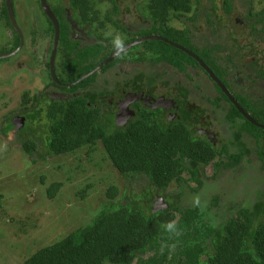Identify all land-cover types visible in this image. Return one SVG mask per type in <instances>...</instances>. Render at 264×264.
<instances>
[{
	"label": "trees",
	"instance_id": "trees-1",
	"mask_svg": "<svg viewBox=\"0 0 264 264\" xmlns=\"http://www.w3.org/2000/svg\"><path fill=\"white\" fill-rule=\"evenodd\" d=\"M52 1L56 2L62 19L65 9L80 11L88 28H93L94 20H98V2L109 1L114 11L122 10L121 0ZM242 1L138 0L137 6L144 5L148 14L146 19L153 32H160L169 42L189 50L202 60L209 57L210 49L205 46L202 49L189 47L185 33L167 28L166 23L188 16L187 21L193 27L201 24L221 28L227 35L226 41L239 48L242 65L247 64L251 68V82L264 83V64L257 59L260 47L264 52V10L254 13L242 9ZM233 14L237 15V19ZM92 16L94 20L91 21ZM0 20L6 21L15 37L12 47L0 49V56H3L16 51L21 38L10 21L6 4L1 8ZM50 31H46L43 37L46 48L49 46V54L54 28L51 38ZM6 38L4 35L0 40ZM78 47L71 42L68 23H60L57 59L64 75L60 76L55 69L52 70L49 60L46 71L54 83L67 85L64 88L60 86V89L68 91L69 97L51 98L47 93L32 99L29 91H25L21 111L7 118L3 131L5 135L15 132L22 149L29 156H34L40 146L42 154L38 155L35 163L48 157L75 154L78 150L93 148L101 143L114 168L124 177L146 178L147 185L136 201L109 205L96 213L90 223L38 249L22 264H264V129L247 120L233 104L225 118L233 134L229 142L227 140L220 148L213 147L192 130L193 123L199 121V115L186 109L185 113H181L182 122L168 124L159 119V112L150 111L125 128L115 127L112 115L106 117L100 108L96 109L93 96L89 98L76 94L95 82L97 75L69 87L98 66V63L90 64L80 70L82 60L91 59L94 56L92 51L95 58L104 51L99 44L94 46L95 50L94 47L85 50ZM147 47L154 55L152 63L168 64L184 75H188V64L198 67L192 57L167 42L155 40ZM24 52L22 50L15 57ZM107 58L108 55H105L99 63ZM0 61L8 62L9 59ZM139 62L145 61L141 59ZM114 65L113 62L105 66L102 72ZM216 70V74L221 76L222 71L217 67ZM188 77L191 78L190 75ZM236 101L257 124L264 126L263 92L255 90L245 97L238 96ZM17 117L24 119V125L19 130L14 125ZM217 156L222 159L215 162ZM213 162L215 174L210 187L217 188V180L228 175H233L238 180L237 184L250 178L248 196L242 188L208 196L203 201L200 189L208 185L205 167ZM243 165H249L255 174H260L250 176ZM185 174L190 176L189 180L185 179ZM188 182L197 184V187L185 188ZM173 183L181 190L177 195L167 193ZM260 185L263 188L256 190ZM62 188V183L54 182L46 190L47 199L55 200ZM185 190H188L189 196L181 199ZM119 193L117 188H112L107 195L110 200H116ZM128 196H124L126 200ZM159 196L167 203L166 210H154L153 203ZM80 197L84 198V195ZM1 200L0 195V209Z\"/></svg>",
	"mask_w": 264,
	"mask_h": 264
},
{
	"label": "rangeland",
	"instance_id": "rangeland-1",
	"mask_svg": "<svg viewBox=\"0 0 264 264\" xmlns=\"http://www.w3.org/2000/svg\"><path fill=\"white\" fill-rule=\"evenodd\" d=\"M15 1L17 4L15 19L22 33L28 35L37 30L44 31L50 28L46 16L43 15L39 23L35 16L31 17L33 19L30 18L33 15L31 0ZM3 3L4 0H0V10ZM137 3L138 0H121L122 15L120 16L123 18L126 16L130 24L140 26V18L134 17V13L143 12L144 5L137 6ZM107 4L101 7L102 14L113 12L114 6ZM240 4L242 9L252 10L254 13L264 10V0H244ZM126 11L129 13H125ZM144 16L146 17L147 13ZM178 20H171L169 27L175 30L186 29V22ZM95 31L100 30L95 27ZM113 31V27H110V33ZM4 35L7 38L4 41L0 40L1 50L12 47L15 37L6 21L0 20V37ZM44 46L45 41L42 39L34 47L28 46L20 57L8 58V62L0 61V195L2 196L0 264H22L38 249L51 245L90 223L96 213H100L109 205L136 201L147 185L146 178L124 177L114 168L101 143L93 148L78 150L75 154L48 157L45 161L35 163L38 155L42 154L40 146L34 156H29L22 149L15 133L5 135L3 129L8 122L7 118L21 111L22 95L25 91H29L33 97L32 95H41L46 91L54 90V87L50 86L46 66H43L40 59ZM30 59H35V62ZM20 64L24 68L12 74L13 66ZM27 64L32 66L30 70ZM121 69L123 71L122 67ZM131 70V67H124L126 72ZM21 73L23 75L17 80L16 77ZM199 93L200 97L205 98L202 91ZM216 116L219 119L218 123L215 122L217 129L226 136L229 134V126L224 121L226 115L220 110L217 111ZM243 167L250 176L260 174H255V170L249 165ZM214 170L211 166L205 169V178L208 181L205 182L208 185L200 189L203 201H206L208 196L221 195L233 189L243 188L248 196L247 191L251 187L250 178H245L243 183L237 184L235 182L238 180L234 179L233 175H228L217 180V188L210 187ZM235 175L237 177V174ZM184 177L186 180L190 179L188 174ZM54 182L62 183L63 188L55 200H49L46 197V190ZM188 184L185 188L197 187L195 183L188 182ZM112 188H117L120 192L116 200H110L107 195ZM262 188L263 186L260 185L256 190ZM180 191L177 184L173 183L167 193L177 195ZM82 195L84 198L80 197ZM125 195H129L128 200L125 199ZM182 196L181 199L189 196L188 190H185Z\"/></svg>",
	"mask_w": 264,
	"mask_h": 264
},
{
	"label": "flooded vegetation",
	"instance_id": "flooded-vegetation-1",
	"mask_svg": "<svg viewBox=\"0 0 264 264\" xmlns=\"http://www.w3.org/2000/svg\"><path fill=\"white\" fill-rule=\"evenodd\" d=\"M48 2L50 3L49 0ZM12 3L13 10H16V1L12 0ZM107 3L112 4L109 1L98 2L96 4L98 20H94V17L92 16L93 18H91V21L94 20L93 28H88L86 26V20L82 17L80 11L71 12L70 10L65 9L66 14L64 15V19H62L63 17L59 15L60 11L55 13V19L59 27V37L60 23L66 22L70 28L71 42L78 44L79 50H85L89 47H94L97 44L102 46V49L104 50L100 55L98 54L97 58L94 57L95 53L92 51L91 54L94 56L88 61H84L83 59L80 70L90 64L92 65L98 63L99 66L122 48L138 42L131 49L120 54L112 62L106 65L107 67L113 62L115 63V65L106 72H102L104 69L103 68L101 71L93 74L92 76L97 75V80L89 84L87 87H83L77 91L76 94L84 97L88 96L89 98L90 96H93L91 98L94 100L96 109L100 108L101 112H103L106 117L112 115L115 127L118 128L127 127L131 122L139 120L140 117L143 118V116H145L144 114L150 111L159 112V119L165 121L168 124L175 123L176 121L182 122L183 120L181 113H185L184 110L186 109L188 112L195 111L199 115V121H197V123H193V126L191 127L192 130H195V132H197V134L200 135L204 140L209 141L213 147L220 148L221 145L227 140L229 142L233 134L230 123H227L224 119L226 124L229 126V130L227 129L229 134H226V136H223L221 133H219L216 125L219 120L216 116L217 111L221 110L223 113H225V115H227V112L231 110V104L237 108L227 93L232 96L235 101L238 96L245 97L247 94H250L255 90L258 93L263 92L264 94V83L262 81H258L257 83L251 82V79L249 78L252 72L251 68L247 67V64L242 65V61L240 60V50L238 47H235L237 45H232L226 41V39H228L226 38L227 35L223 33L221 28H212L211 26L205 27V25L201 24L198 27L191 26V23L187 21L188 16H186L184 19H180V17L174 18L176 20L179 19L178 21L183 20L186 22L187 26L184 30H175L169 27V22L173 19L166 23L167 28L185 33V38H187L190 43L189 47L194 46L196 48L202 49L205 46L210 49L211 54L209 57L206 56L204 60H202L197 55H194L223 85L227 92L225 93V90H223L220 85L211 77L208 71H206L205 68L201 66L199 61L189 54L192 52L181 46L179 47L186 50L187 52L185 53L192 57L198 66L193 67L191 64L187 65V73L191 78H189L187 74L184 75L178 73L168 64L152 63L151 60L154 55L153 52H151V50L147 47L151 40L146 39L161 38L171 45L174 43L165 39L162 35H160V32L152 31V25L148 24V20L144 16V14H146L145 10L143 12L137 11L134 13V17L140 18V26L132 25L128 22L126 16H124V18L120 16L122 15L121 10L114 11L113 9V12H104V14H102L101 7L108 5ZM4 4H6V0H4L1 8L4 7ZM51 6L52 8L57 9L56 2L51 3ZM41 8L40 2L31 0V13L33 15L30 16V18L35 16L38 23L41 21V17L44 15ZM125 13H129V11H126ZM234 15L235 14H233V17L237 19V15ZM95 27L99 28L100 35L98 31H95ZM110 27H113L114 29V31L111 33ZM52 28H54V39L52 43L53 48L56 38V29L55 26L53 27L52 23L50 22V38L52 34ZM42 29L44 30V28ZM45 34V30H37L33 33L31 32V34L28 35L22 33V36H20V45L22 44V50H26L28 46L34 47L39 39H43ZM89 37H91V39ZM242 40L245 41V39ZM48 49L49 46H47V48L46 45L43 47V52L40 59L43 63V66H46V63L49 60V66L52 69V51L49 54ZM261 49L262 48L260 47V50L257 52V59L264 64V52H262ZM105 55H108V58L105 61L99 63V61ZM247 55L249 56L250 54L247 53ZM57 58L58 54L56 52L54 69L60 76H63V70L60 68L59 64L57 65L59 59ZM141 59H143L145 62H139ZM34 60L35 59H30V61L33 63L35 62ZM215 66L217 69L219 68L222 71L221 76L216 74L217 70ZM121 67L123 68V71ZM124 67H131V72L124 71ZM28 68L30 70L32 66L28 65ZM19 69H21V67L15 65L11 71L15 73ZM117 69H119V71H117ZM22 75L23 74L21 73V75L16 77L17 80ZM47 76L51 82L50 86L52 85L54 90L46 91L42 94L49 93L51 98L54 95L69 97L68 91H65L64 89V91H62L60 89V86L64 88L67 85L61 82L54 83L48 72ZM109 77L111 79H109ZM70 85L69 87L71 88L73 85ZM200 91H202V93L205 95V98L198 95L200 94ZM222 95L229 99L230 102H226ZM32 96V99L36 97V95ZM220 159L222 158L217 156V160L215 162H218ZM215 162L209 166L214 168ZM209 166H206L205 169ZM160 199L165 203L164 198H160L159 196L155 199V202L153 203L154 206L160 203Z\"/></svg>",
	"mask_w": 264,
	"mask_h": 264
},
{
	"label": "water",
	"instance_id": "water-1",
	"mask_svg": "<svg viewBox=\"0 0 264 264\" xmlns=\"http://www.w3.org/2000/svg\"><path fill=\"white\" fill-rule=\"evenodd\" d=\"M42 1V7L43 10L47 13V15L51 18L52 22L54 23L55 27H56V38H55V43L53 46V50H52V70L54 69V61H55V56H56V52H57V47H58V43H59V28H58V24L57 21L55 20L54 16L51 14L50 12V8L46 3V0H41ZM6 4H7V8H8V13H9V17L11 20L12 25L15 27V29L21 34L20 30L17 28V24L15 21V17H14V13H13V8H12V0H6ZM22 36V35H21ZM146 40H161L164 42H167L161 38H149ZM141 42V41H139ZM138 42H135L133 44H130L124 48H122L121 50H119L118 52H116L115 54H113L110 58H108L105 62H103L102 64H100L96 69H94L93 71H91L90 73L82 76V78L76 82L71 84L70 86L74 85V84H78L86 79H88L89 77H91L93 74L101 71L106 65H108L110 62H112L117 56H119L120 54L128 51L129 49H131L133 46H135V44H137ZM174 45V44H172ZM176 46V45H174ZM177 48H180L179 46H176ZM181 50H183L184 52H187L186 50L180 48ZM22 50V44L20 45V47L13 53L11 54H7V55H3L0 56V59H4V58H8L11 57L15 54H18L20 51ZM193 58H195L197 61H199V63L201 64V66L203 68H205L206 71H208V73L211 75V77L220 85V87L225 90V88L223 87V85L216 79V77L213 75V73L192 53H189ZM225 93L226 90H225ZM227 95L229 96V98L232 100V102L237 106V108L240 110V112L245 116V118L247 120H249L250 122H252L253 124H255L256 126L262 127L264 129V126H260L259 124H257L243 109H241L238 105V103L232 98V96H230L228 93ZM54 98H65V96H55ZM14 125L16 127L17 130L21 129L24 125V119L23 118H16L14 120ZM120 125V124H119ZM124 126V125H123ZM168 206L167 204L164 203L163 200L160 199V203H158L157 205L154 206V210L155 211H162L164 209H166Z\"/></svg>",
	"mask_w": 264,
	"mask_h": 264
},
{
	"label": "clouds",
	"instance_id": "clouds-1",
	"mask_svg": "<svg viewBox=\"0 0 264 264\" xmlns=\"http://www.w3.org/2000/svg\"><path fill=\"white\" fill-rule=\"evenodd\" d=\"M38 2H40L41 3V7H42V1L41 0H37ZM50 1V3L48 2V0H46V3H47V5L49 6V8H50V12H51V14L54 16V18H55V13H57L58 12V9H55V8H52V6H51V3H53L54 1H52V0H49ZM6 6H7V4H6ZM12 8H13V3H12ZM42 9V11H43V13H44V16H46L47 17V19L52 23V26L54 27L55 25H54V23L52 22V20H51V18L47 15V13L43 10V7L41 8ZM7 10H8V8H7ZM13 13H14V10H13ZM9 14V13H8ZM14 17H15V13H14ZM10 18V17H9ZM56 20V19H55ZM11 21V20H10ZM15 21H16V19H15ZM16 24H17V22H16ZM17 28L20 30V28H19V26L17 25ZM59 28V27H58ZM50 29V28H49ZM49 29H46L45 31H48ZM55 29H56V27H55ZM20 32H21V34H20V36L22 35V31L20 30ZM60 38V37H59ZM58 45H59V43H58ZM52 50H53V48H52ZM22 51V50H21ZM20 51V52H21ZM57 51H58V47H57ZM15 52V51H14ZM19 52V53H20ZM11 53H13V52H11ZM10 53V54H11ZM18 53V54H19ZM18 54H15V55H13V56H11V57H8V58H13V57H15V56H17ZM7 55V54H6ZM8 58H4V59H8ZM0 60H2V59H0ZM21 65V64H20ZM21 68H24V67H21ZM82 78V77H81ZM85 81V80H84ZM83 82V81H82ZM81 83V82H80ZM55 97V95L53 96V98ZM17 118H20V117H17ZM15 120V119H14ZM15 129H16V127H15ZM17 130V129H16Z\"/></svg>",
	"mask_w": 264,
	"mask_h": 264
}]
</instances>
